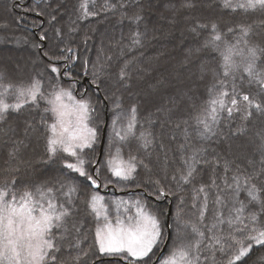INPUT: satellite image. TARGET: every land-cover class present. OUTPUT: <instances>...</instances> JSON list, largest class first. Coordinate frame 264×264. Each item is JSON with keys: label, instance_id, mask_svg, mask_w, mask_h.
<instances>
[{"label": "trees", "instance_id": "1", "mask_svg": "<svg viewBox=\"0 0 264 264\" xmlns=\"http://www.w3.org/2000/svg\"><path fill=\"white\" fill-rule=\"evenodd\" d=\"M107 2L114 7L105 9L102 7L105 0H95L94 6L90 4V8L97 14L80 18L78 11L80 0H0V49L7 52L11 49L25 50L32 58L28 64H23V67L14 70L10 64V56L9 59L2 56L0 66L3 70H0V76L3 82L14 86L26 85L31 80L37 79L43 82L44 88L53 86L65 88L67 82H71L75 87L85 90V96L94 108L90 122L97 133L96 142L91 148H87L82 156L86 161L85 167L89 171L99 154L98 146L105 121V107L111 105L113 101V81L117 80V83L124 88L126 107L135 106L137 109L134 136H129L124 142L121 153L126 159L130 155L136 156L138 164L134 178L124 182L119 194L122 197L146 200L151 211L156 209L155 213L161 219L164 238L167 234L165 221L168 210L170 209L171 227L175 214L181 216L183 207L194 205L199 195L204 198V194L198 192L202 185L206 186L208 195V206L205 211V218H208L210 209L214 206V191L221 190L223 185L228 187L231 184V178L236 173L237 166L242 173L246 174L259 170L261 156L258 151L253 154L244 143H240L256 139L261 142V138L264 137V114L252 109L253 115L247 120L242 119L241 114L234 113L233 117L228 119L227 113H222L219 124L215 126L217 135L201 143L203 150L197 155L200 162L193 165L196 172L192 182L183 184L172 179L173 175H176L178 180L180 172L184 169V160L196 152L194 146L197 142L192 133L196 124L195 116L209 101V89L217 84L218 79H224L220 51L211 46H204L205 41L210 38L211 24L215 23L217 30L222 33L221 49L225 44H237L239 39L237 26L241 24L253 26L250 35L246 38L249 46L256 45L264 48V13L232 12L221 6V0H107ZM207 2H209L208 8L201 6ZM169 3L174 9H179L178 13L173 15V10L171 12L167 10L170 13H166L167 11L164 13L161 10ZM186 3L192 6L185 7ZM188 10L192 11L191 14ZM193 13L197 17L194 25L209 27L191 26L192 31L196 28V31H193L195 35L182 33V23L187 22L186 19L194 15ZM136 14L141 17L138 22L132 19ZM53 16L56 17L55 21H52ZM117 23L120 32L117 40L113 41L111 54L104 49L100 41V33ZM230 28L237 30L230 32ZM57 29L60 30V35H57ZM135 34L139 35V44L132 42ZM41 35H45L46 39L41 41ZM17 39L21 40L22 45H12ZM178 39H181L182 44L188 45L182 49V67L188 68V59L191 58L192 64L198 67V73L196 71L194 73L198 74L201 80L198 81L195 74L194 77L187 75L181 82L182 86L164 89L166 86L176 84L171 77V67L172 63L181 56V53L177 51ZM162 42L164 47H169V50L159 48ZM239 47L244 48L243 41L239 43ZM68 49L71 51H67ZM98 49L106 55L104 63H100L98 59ZM259 55L258 71L264 70V53ZM49 56L58 57V59L50 61ZM139 56H144L141 63L138 60ZM202 59L209 61L208 66L205 67L202 64ZM235 59L241 63V57H235ZM52 63L59 68V79H57L58 74L50 71L49 65ZM130 63L132 66L129 65ZM121 68H125L127 72L123 82L119 78ZM94 73L98 74V78ZM242 76L243 68L240 67L235 73L234 83L237 89L244 92L251 91L257 102L264 103V96L256 94L257 87L255 85L249 87L247 77L243 76L242 79ZM138 78H141L140 80L154 93L150 95L145 91L137 102L130 103L126 97L138 85ZM84 81L85 84H83ZM226 83L230 90L233 78L228 77ZM190 85L191 87H188ZM179 88L188 99L182 100L178 106L168 109L169 111L162 108L163 99H175L172 92ZM11 101L13 100L10 99L9 103H13ZM48 107L44 100H40L38 104H25L19 111L9 110L4 114L3 119H0V140H2L0 142V185L11 180L45 182L46 177L47 179L53 177L54 171L62 176L71 174L64 167L62 153L52 159L47 157L46 136L49 133L46 131V125L52 122L51 112L46 111ZM11 129L17 132L12 143L6 141ZM27 129L28 132H26ZM141 133L151 142L147 147L141 146L143 144V141L139 139ZM33 140L36 146L32 152H35L34 157L39 161L33 162L31 167L26 168L23 162L28 154L26 152L29 151L27 149L33 148L31 144ZM98 142L99 145H97ZM257 146V143L254 144L255 150ZM8 159L12 160V163L9 164ZM66 159L74 162L73 158L66 157ZM226 161L231 162L230 171L227 173L224 171ZM250 161L254 162V167L250 166ZM213 162H215V170ZM144 165L148 167L145 168ZM150 171L153 173L150 174ZM100 172V181L105 184V180L110 179L109 172L104 169ZM213 179L216 181L215 186H211ZM77 180L80 195H89L92 188L88 187V182L79 176ZM157 180L160 181L161 187H164L166 191L171 190L172 194L158 198L154 194L156 186L153 183ZM255 183L264 187V180H256ZM109 188L115 192L113 186L110 185ZM79 200L78 194L72 205L71 216L65 225L67 231L65 230L63 234L68 236L70 229H73L71 237L68 236L72 244L82 240L80 234L85 235L87 242L79 246L89 253L88 256L81 258L86 264H120L118 260H109L111 258L102 259L103 257L90 247L94 244V220L88 209L81 204L83 201L80 203L81 211L77 214L78 210L75 211V209L78 207ZM248 206L250 211L255 210L259 214L258 205ZM79 223L84 226H80L79 237L75 238L72 235L75 229L79 228H77ZM219 228L222 231H217L216 235L228 234L226 223ZM54 231L60 248L56 254L58 257L56 264H60L61 261L65 264H79L69 251L67 246L69 243L65 242L67 237L60 239L59 234L62 231L60 229H54ZM207 231L208 228L206 233ZM173 240L174 237L171 235L161 256L168 253L169 245ZM216 257V264H226L221 253L217 252ZM155 264H162L161 259ZM244 264H264V247L253 246L249 255L244 258Z\"/></svg>", "mask_w": 264, "mask_h": 264}, {"label": "snow or ice", "instance_id": "2", "mask_svg": "<svg viewBox=\"0 0 264 264\" xmlns=\"http://www.w3.org/2000/svg\"><path fill=\"white\" fill-rule=\"evenodd\" d=\"M90 4L94 6L95 0H80L78 8L80 18L97 14L90 8ZM184 6L191 7L192 5L186 3ZM221 6L232 12L258 11L264 13V0H235V2L234 0H221ZM102 7L109 9L114 6L105 0ZM55 19L56 17L53 16L52 21ZM132 19L138 22L141 17L136 14ZM197 27L207 28L209 26L198 25ZM252 27V25H238L237 44H225L221 49L222 33L217 30L215 23L210 26V38L205 41L204 46H211L220 51L224 79H218L217 84L209 89V101L199 109L195 116L201 139H210L217 135L215 126L219 124L222 113L226 112L228 119H231L234 113L241 114L244 120L253 115L252 109L264 114V103L257 102L251 91L238 90L234 83L235 73L241 67V63H238L235 57H241L243 76L247 77L249 87L255 85L258 89L256 94L264 96V70H257L259 54L264 53V48L256 45L249 46L246 38L250 35ZM237 29L230 28L229 31L234 32ZM193 31H196V28ZM57 35H60L59 29H57ZM45 39V35L40 36L41 41ZM241 41L244 43V48L239 47ZM132 42L133 44L140 43L138 34L133 36ZM56 59L58 57L49 56L50 61ZM49 67L52 73L58 74L57 79H59V68L55 63L50 64ZM94 75L98 78V74L94 73ZM126 77L125 68H121L120 80L123 82ZM228 77L233 78L230 90L226 83ZM14 87L16 102L8 103L5 97ZM40 100H44L49 106L46 111L52 114V122L46 125V131L49 133L46 136L48 159L62 153L61 159L64 161V167L84 178L88 182V187L98 189L100 170L95 169V174H93L85 167L86 161L81 156L84 149L91 148L97 139L96 129L89 123L91 113L94 111L91 102L84 99L83 95L79 99L75 98L71 86L68 89L53 86L50 92L45 93L41 82L37 79L31 80L26 86H14L0 81V119H3L4 114L9 110L19 111L25 104H38ZM136 113L137 109L133 106L123 117L127 120L126 129L122 128L115 132L121 141L126 140L130 135L134 136ZM120 119L121 117L118 116L117 120ZM117 120L113 121V125L117 123ZM139 139L143 141L141 145L143 147L151 143L143 133L140 134ZM198 151L193 152L184 160V169L180 172L178 180L177 176L173 175L174 181L183 184L192 182L196 172L193 165L200 162L197 159ZM257 151L261 156L259 170L246 174L242 173L237 166V171L231 178V184L228 185L229 188L235 186L234 190L237 193L244 191L247 201H240V206L235 208L234 215L226 220L222 214H217L216 222L208 227L207 233L196 225L191 226V235L186 230L182 233L178 232V243L162 264H208L209 260L212 264H216L217 252L226 257V264H244V258L249 255L253 246L264 247V187L255 183L256 180H264V137L261 138ZM66 157L73 158L74 162ZM213 163L215 170V162ZM230 163L226 161L224 164L226 173L230 171ZM249 163L254 167L253 161ZM106 166L115 181L119 182L133 179L138 164L134 155H130L127 160L123 159L121 148L117 147L115 153L107 159ZM144 167L148 166L144 165ZM112 182L111 179L106 180L104 187ZM58 183L62 198L55 194V186H40L34 190L24 189L19 194L7 186L0 188V264H56L58 260L56 254L60 248L54 229L65 228L71 216L74 194L78 192L74 184ZM153 183L156 186L154 194L158 198L172 194L171 190L166 191L164 187H161L159 180ZM215 184L216 181L213 179L211 186ZM198 192L204 194V202L199 215L203 223L208 206L206 186L202 185ZM85 203L89 213L98 224L95 229L94 244L90 247L98 252L100 257H119L127 264H139V262L147 264L145 258L149 257L162 238L161 221L156 215L148 211L139 200L121 201L114 204L116 215L113 218L109 206L105 203V198L98 192L91 194ZM216 203H220L219 197L216 198ZM252 204L258 205L259 214L255 210H248V205ZM122 206H124L123 213H121ZM225 223L228 226V234L216 235L217 231H222L219 226ZM65 230L67 231L66 228ZM74 246L78 248L79 244ZM81 251L85 257L89 255L83 249ZM202 257H204L203 260ZM74 259L79 261V264H86L78 256ZM60 264H65V262L61 261Z\"/></svg>", "mask_w": 264, "mask_h": 264}, {"label": "rangeland", "instance_id": "3", "mask_svg": "<svg viewBox=\"0 0 264 264\" xmlns=\"http://www.w3.org/2000/svg\"><path fill=\"white\" fill-rule=\"evenodd\" d=\"M201 6H203L204 8H208L209 2H207L206 4L203 3ZM195 7H196V5H195ZM154 9H156V8L154 7ZM161 10H163L164 13L167 10H170V12H171V10H173L172 11L173 15H175L179 11L178 8L174 9V7L170 3L167 4L166 6L162 7ZM188 11L191 14L192 11L191 10H188ZM170 12L167 11L166 13H170ZM196 18L197 17L194 14L191 17L186 19L187 22H183L182 23V33H191L192 35H195V34H193L194 32L192 31L191 26H194V27L197 26L196 24L194 25ZM172 23H174V22H172ZM119 32H120V28H119V24L117 23L113 27H111L109 29L106 28V29H104V31H102V33H100V37H101L100 41H101L104 49L109 51L111 54H112V51H113L112 47L114 46L113 45V41L115 39L117 40V36H118ZM163 43L164 42H162V45L160 44L161 46H159V48H162V49H165V50L166 49L169 50V47H164L165 45ZM176 43H178V50L177 51H179L181 53V56H179L172 63V67H171L172 68L171 69V71H172L171 77H172V80L174 81V83H176V84H173V85H170V86H166V88H164V89H167L169 87L172 89V88H175V86L179 87V85L182 86L181 82L184 80V78H186L187 75H189L190 77H194V74H195L196 79L198 81L201 80L200 77L198 76V74L196 75V73H194L195 71L196 72L198 71V67L195 66V64H192V59L191 58L188 59V68H187V66H183L182 67V49L185 48V47H188V45L182 44L181 39H178ZM12 45H22L21 40L20 39L15 40ZM6 53H8V54H6ZM157 54H159V53H157ZM2 56H4V58H6V59H9V56H10V60H11L10 64H12V67L14 68V70H17V69L23 67L22 66L23 64H28L29 61L32 59L30 54L27 51H25V50L17 51L15 49H13V50L11 49V50H9L7 52L5 50H1L0 49V59L2 58ZM105 56L106 55L104 53H102L101 50L98 51V59H99L100 63H104ZM143 59H144V56H142V57L139 56L138 57V60L140 61V63L143 61ZM201 62H202V64H204L205 67L208 66V64H209V61L207 59H202ZM129 65L132 66L131 63ZM204 66H203V68H204ZM241 67L243 68L242 60H241ZM199 69H201V68H199ZM0 70H3L2 66H0ZM257 70H258V68H257ZM200 71L201 70H199V72ZM55 74L57 75V73H55ZM1 78L2 77L0 76V81H2ZM140 79L141 78H138V81H139L138 85L127 94L126 98H127L128 102H130V103L137 102V99L141 98L144 95L145 91H147L150 95H153V93H154V91L149 90L147 85H145ZM3 83H5V82H3ZM42 83H41V85H42V88H43L44 92L47 93V92H50L52 90V87H45L44 88ZM26 85H28V84H26ZM26 85H20V86H26ZM69 86H71V90L73 91V95H74L75 98L79 99L83 95V98L88 100V98L85 96V90L83 91L82 88L75 87V85H73V83H71V82H67V85H66L65 89H68ZM188 87H191V85L188 86ZM61 88H64V87H61ZM179 89H175L172 92L173 95L175 96V99H172V98L163 99V102L161 103L162 108H164L167 111H169L168 109H173L175 106H178L179 103L182 102V100H187L188 99L186 94H184V92H182V89L181 88H179ZM123 90H124L123 86H120L117 83V80H114L113 81V94H112L113 101L111 102V105H107L105 107V121H104V123L102 125L103 126L102 127V132H103L104 128H105V132H104V140H103V146H102L101 155H100L99 160H98V157L96 156L97 159H96V161L94 159V162H93L94 164L92 165V167L90 169V171H92L93 174H95V171H94L95 169H99V170L104 169V170H106V172H109L108 169H107V166H106L107 159L110 157L111 154L115 153L117 147L121 148V146L124 144V142L128 139L127 138L126 140L121 141L119 139V137H117L115 135L116 131H120L122 128L126 129L127 120L124 119L123 117L131 109V108H127L126 107L127 103L125 102V99H124V96H123L124 95ZM5 99H6V102H8V103L10 102V99L13 100L11 102H13V103L16 102L15 87L11 90L10 94L5 97ZM117 105H119V107H117ZM164 114H166V112ZM118 116L121 117L120 120H117ZM114 120H117V123L115 125H113V121ZM89 123H90L91 127H93L90 121H89ZM26 132H28V129H27ZM133 132H134V130H133ZM192 133L194 135L195 141L197 142L195 144V146H194V150L195 151L199 150L198 152H201L203 150V146H201V143L207 142L209 139H201L200 138L197 124L194 125ZM9 134L10 135H7L6 141L12 143L13 142L12 140L17 135V132H16L15 129H11V132ZM96 135H97V133H96ZM101 135H102V133H101ZM100 141H101V139H100ZM0 142H2V140H0ZM240 143H244V145H246V148L250 149V152H252L253 154L257 153L256 152L257 150L254 149L255 148L254 144H256V143H257V145L260 144V142L257 139L255 141L249 140L248 142H246V141L244 142L243 141V142H240ZM31 144H32L33 148H32V150L30 148L27 149L29 151L26 152L28 154L25 156L26 157L25 160H24L25 163L23 162V164L25 165L26 168L31 167V164L33 162L39 161V160H36L35 157H34L35 152L34 153L32 152L33 149H35V146H36L34 140L32 141ZM97 145H99V142L97 143ZM24 147H25V145H24ZM86 149H84V151ZM84 151H83V153H84ZM181 152H182V150H181ZM83 153H81V156H83ZM98 156H99V154H98ZM121 156H122L123 159L127 160L126 158L123 157L122 153H121ZM8 163L9 164L12 163V160L8 159ZM41 172H44V171L41 170ZM70 173L71 174H67L65 176H62L59 172H57V171L55 172L54 171L53 177H50L48 179L46 177L45 180H47V181H45V182H39L38 180L37 181L14 182V181L11 180V181H8V182L3 183L2 185H0V188L7 186L9 189L15 190L17 192V194H19L24 189L34 190L36 187H40V186H55V188H56V193L55 194L57 196H61L60 184L58 182H63L64 184H74L78 188V192L76 194H74V197H73V199H77L78 194H79V199L80 200L77 203L78 207L75 209V211L78 210L77 214H79V212L81 211L80 207L82 205L87 208L86 203H85L86 199L91 194H93L95 192H98L99 195H101V196H103L105 198V203L109 206L110 212H111V215L113 216V218L116 215V209L114 207L115 203H118V202H121V201L134 202V201H137V200H139L142 204H144L148 211H150L153 215L157 216V214L155 213L156 209L154 211H151L148 208V206H147L146 200H142V199H139L137 197L136 198L135 197H132V198L122 197V195H120L118 192L122 191L121 189L123 187L124 182H126V181L116 182L115 178H113L111 176L110 172H109V177L113 181L112 183H109L107 187H104V183H102L100 181V178H99L100 187L98 189H92L91 193L89 195L85 194V196H83V195L81 196L80 193H79V182L77 180L79 175L76 174V173H72V172H70ZM149 173L152 174L153 172L150 171ZM105 182H106V180H105ZM110 185L114 187L113 189L115 190L116 194L111 188H109V190L107 191V188ZM221 187H219V188H221V190L214 191V197H215V198H213V199H215L214 206L211 207L210 214H209L208 218H205V221L203 223H201V221L199 219L201 206L203 205V202H204V198L202 197V195H199V197L196 199L197 201L195 202V206L193 204L192 205L190 204V206H188V207H183L181 216L179 214L178 215H176V214L174 215V219H173V223L171 224V227H170V224H169L170 236L173 235L174 240L169 245L168 253L164 254L163 256H160L162 258L158 257L159 253H160V251H161V249H162V247H163V245H164V243L166 241V237L163 238L164 234H163V231H162V238L160 239L158 244L153 248V251H152V253L149 254V257L145 258L147 263L150 264V262H152V264H153L154 261L157 258H158V260L161 259L162 262L165 261L170 256L171 251L173 250L174 246L178 243V241H177L178 232L182 233V232H184L186 230L187 233L189 235H191V226L192 225H196L199 229H201L202 231L206 232V229L212 223L216 222L215 221V217L217 216V214H222V217L226 220L230 216L234 215V210H235V208L240 206V204H239L240 201H245V202L247 201L246 193L244 191H240V192L237 193L234 190L235 186H233V188H229V186L225 187L224 185L221 186ZM217 197L220 198V203L219 204L216 203V198ZM61 198H62V196H61ZM81 201H83V203H81ZM123 207L124 206L121 207V213H123ZM248 210L250 211V207L249 206H248ZM93 220H94V218H93ZM160 221H161V219H160ZM101 223H102V221H101ZM80 226H84V225L82 223H79L77 225V228L79 227L78 228L79 230L81 228ZM97 226H98V224L94 220L93 221L94 240H95V229H96ZM185 226H187L186 229H185ZM165 229H166V232H167L166 224H165ZM60 230L62 231L59 234L60 235V239H62V238L66 239V237H67L65 242L67 244L69 243L67 246H69V251H70L71 255L74 258L77 257V256L82 258L84 256L83 252L81 251L82 248H80V246L77 248L74 245H76V244L80 245L83 242H87L86 237H84L85 235H81L80 234V238L82 240L80 242H77L76 244H72L71 240H70L71 239L70 237H71V232H72L73 229H70V232L68 233V236H70V237H68V236L63 234V232L65 231V228H61ZM161 230H162V224H161ZM61 234H63V235L61 236ZM72 236H74L75 238H78L79 237V232L76 231V229H75V231L73 232ZM166 236H167V234H166ZM170 236H169V238H170ZM84 251H85V249H84ZM98 255H96V256H98ZM109 258L113 259L114 261L120 259V260L123 261V262H121V261L118 260L120 262V264L121 263L127 264V262L125 260H123L122 258H119V257H107V256H105L102 259H109ZM223 258L226 260V257L223 256ZM203 259H204V257H202V260ZM221 261L224 262V260H221ZM139 263L141 264L143 262H139ZM208 264H212V261L209 260Z\"/></svg>", "mask_w": 264, "mask_h": 264}, {"label": "water", "instance_id": "4", "mask_svg": "<svg viewBox=\"0 0 264 264\" xmlns=\"http://www.w3.org/2000/svg\"><path fill=\"white\" fill-rule=\"evenodd\" d=\"M104 132H105V128L103 129V132H102V135H101V141H100V145H99V156H98V160L100 158V155H101V151H102V146H103V140H104ZM109 190V188H107V191ZM169 217H170V209L168 210V213H167V218H166V221H165V224H166V228H167V236H166V241L159 253V256L164 252L165 248H166V245L168 243V240H169V236H170V229H169ZM109 260H113V259H109ZM119 261H122L120 259H118ZM158 258L154 261L153 264H155L157 262Z\"/></svg>", "mask_w": 264, "mask_h": 264}, {"label": "flooded vegetation", "instance_id": "5", "mask_svg": "<svg viewBox=\"0 0 264 264\" xmlns=\"http://www.w3.org/2000/svg\"><path fill=\"white\" fill-rule=\"evenodd\" d=\"M83 84H85V81L83 82Z\"/></svg>", "mask_w": 264, "mask_h": 264}]
</instances>
